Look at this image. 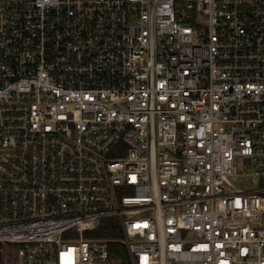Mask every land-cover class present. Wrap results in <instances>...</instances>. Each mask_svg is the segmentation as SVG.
Wrapping results in <instances>:
<instances>
[{"label":"built area","instance_id":"2783aa9c","mask_svg":"<svg viewBox=\"0 0 264 264\" xmlns=\"http://www.w3.org/2000/svg\"><path fill=\"white\" fill-rule=\"evenodd\" d=\"M0 264H264V0H0Z\"/></svg>","mask_w":264,"mask_h":264},{"label":"trees","instance_id":"16d2710c","mask_svg":"<svg viewBox=\"0 0 264 264\" xmlns=\"http://www.w3.org/2000/svg\"><path fill=\"white\" fill-rule=\"evenodd\" d=\"M109 222H112V220H108V224L105 223L100 227V229L94 233V236L97 237H103V238H121L122 233L120 229L113 227L112 229L109 228ZM114 247H116L122 254L123 256L126 255L124 246L122 244H116Z\"/></svg>","mask_w":264,"mask_h":264},{"label":"rangeland","instance_id":"374dc122","mask_svg":"<svg viewBox=\"0 0 264 264\" xmlns=\"http://www.w3.org/2000/svg\"><path fill=\"white\" fill-rule=\"evenodd\" d=\"M237 184L240 185L241 187L245 188V189H254V188L258 187L251 180L245 181L244 179H240V181Z\"/></svg>","mask_w":264,"mask_h":264}]
</instances>
